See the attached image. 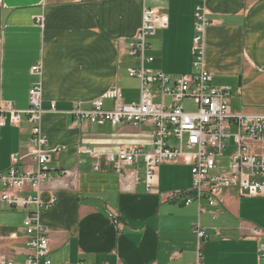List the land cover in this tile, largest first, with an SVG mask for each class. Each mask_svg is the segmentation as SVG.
I'll return each instance as SVG.
<instances>
[{"label":"crops","instance_id":"1","mask_svg":"<svg viewBox=\"0 0 264 264\" xmlns=\"http://www.w3.org/2000/svg\"><path fill=\"white\" fill-rule=\"evenodd\" d=\"M145 6L167 14L170 22L167 30L149 37L146 54L154 60L146 69L171 78L193 73L194 15L203 6L210 22L204 32L205 68L213 85L231 88L234 114L264 116V0L147 5L143 0H0V99L27 109L31 87L42 84V130L51 161L50 181L38 193L46 203L58 199L41 214L49 258L54 264H195L194 226L199 224L208 236L202 245L205 264H264V198L225 190L216 207L202 201L200 213L196 202L185 205L193 197L189 166L162 165L154 192H147L143 182L128 192L111 163L85 154L152 149L151 125L99 126L71 114L91 109L97 100L111 111L116 92L127 104L139 102L140 80L128 71L142 63L128 52ZM34 66L41 67V75L31 72ZM31 138L26 119L19 127L0 128V174L12 167L14 157H23L19 171L34 169L27 156ZM65 170L77 177L65 178ZM4 191L0 182V194ZM15 193L24 197L35 191ZM177 193L183 197L169 199ZM32 210L12 209L0 200V257L24 264L30 251L23 225ZM256 229L261 236H253Z\"/></svg>","mask_w":264,"mask_h":264},{"label":"built area","instance_id":"2","mask_svg":"<svg viewBox=\"0 0 264 264\" xmlns=\"http://www.w3.org/2000/svg\"><path fill=\"white\" fill-rule=\"evenodd\" d=\"M147 5L154 0H143ZM203 3L205 0H197ZM196 36L193 46V73L171 78L164 73L145 68L154 58L146 54L148 39L159 30H167L170 22L167 14L145 6L142 25L129 46V56L141 60L139 69H130L131 78L140 80L139 102L127 104L121 93L116 92L114 108L104 109V101L92 103L89 110L76 108L71 114L77 121L92 125L110 124L153 126L152 149L124 147L116 154H103L86 150L85 154L97 161L106 159L120 176L125 191L143 182L147 192L152 193L158 183V169L165 164H183L191 168L193 177V197L185 200L189 206L196 202L200 213L208 206L216 207L225 190H236L242 197L264 198V116L234 114L231 110V88H216L213 75L205 68L204 32L210 22L203 6L195 10ZM41 22V20L39 21ZM34 75H41V67L31 69ZM42 84L35 83L29 93L27 109H17L12 102L0 99V128L7 124L19 127L26 119L32 127V138L27 156L32 159L34 169L21 172L17 168L23 157H14L12 167L0 174V182L5 191L0 200L12 209H30L24 220V230L28 239L29 254L24 264H54L49 258L50 239L48 230L41 223V214L58 201L53 197L43 202L39 187L50 181V154L46 151L48 138L42 130ZM160 98V103L155 100ZM169 100V102H167ZM186 101L195 104V111L184 108ZM232 143V145H231ZM231 154L226 157L230 147ZM227 158V159H225ZM223 160L227 163L223 164ZM100 171V166H95ZM139 170L143 175L139 174ZM65 178H76L77 173L63 171ZM26 188L34 195L21 197L15 191ZM13 191V193L11 192ZM183 194H172L169 199H179ZM194 231L198 237L195 264H205L202 245L208 239L206 231L197 224ZM254 237L261 236L260 230L253 231ZM264 256V255H262ZM0 264H16L0 257ZM85 264V263H78Z\"/></svg>","mask_w":264,"mask_h":264},{"label":"rangeland","instance_id":"3","mask_svg":"<svg viewBox=\"0 0 264 264\" xmlns=\"http://www.w3.org/2000/svg\"><path fill=\"white\" fill-rule=\"evenodd\" d=\"M159 101H160V99H157L155 102H156V103H159ZM184 108H185V110H187V111H195V104H193L192 101H186V102L184 103Z\"/></svg>","mask_w":264,"mask_h":264}]
</instances>
